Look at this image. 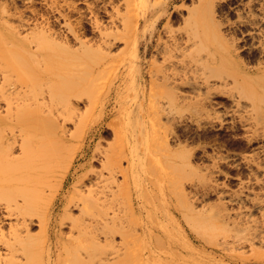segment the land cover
Wrapping results in <instances>:
<instances>
[{
  "label": "bare ground",
  "instance_id": "6f19581e",
  "mask_svg": "<svg viewBox=\"0 0 264 264\" xmlns=\"http://www.w3.org/2000/svg\"><path fill=\"white\" fill-rule=\"evenodd\" d=\"M136 1L123 0L125 11L122 13L119 3H116V7L113 4L115 8L109 15V22L105 25L98 23L96 9L93 10L91 13L94 14L95 44H88L89 41L83 40L79 34L71 30L74 42H78L80 46L79 50L73 49L68 40H65L63 44L57 42L46 30H36L37 27L33 29L30 27L32 30H22L24 32L15 30V26L11 24L12 20L9 21L10 19L6 18L8 16L6 10L0 6L2 9V12L0 11L2 13V17L0 16L2 18L0 21V79L8 81L6 85L0 83V102L5 112L4 115L0 114V209L5 212L0 217V245L4 249V253L0 252V264H46L47 252L50 250L48 239L51 236L48 227L51 210L54 208L57 196L55 193L52 198H48L47 192L53 187L56 192L59 191L70 176L73 178L76 170L74 169L73 173L71 171L75 157H77L74 151L82 138L81 133L87 118L96 107L97 95L100 94L104 84L107 81L114 83L119 76L133 80L137 75L142 55L138 46L139 19L135 8ZM222 1L224 6L219 8L215 0H194L187 5V13L183 20L185 25L183 33L186 34V38L183 41L180 40L181 42L172 36L170 26L171 10L180 8L175 4L176 7L173 6L170 10L168 3H172L173 0H166L162 3L160 8L161 15H166L163 28L167 32V38L157 36L155 47L150 52L151 60L148 71L150 86L146 100V108L152 115L149 117L155 123L154 130L151 128L152 133L154 132L151 140L155 141L152 142L151 152L156 154L158 163L169 165L167 170L164 168L160 175L156 172L160 179V202L162 203L163 199L168 207L175 206L172 213L177 211L182 221L195 230L197 237L200 235L198 232L201 233L202 239L199 238L206 243L207 239L203 237L204 234L207 238L211 237L208 238L210 242L213 237H218L223 241L228 240L226 237H229L230 230L227 228H230L228 224L231 223L229 219L232 216L223 212L218 214L217 212L221 211L220 208L216 212L218 215L212 208L210 213L216 216L209 213L207 214L209 216H206L203 211L196 210L195 212V209L190 208V203H187L190 200H187L184 181L187 180V165L190 163L187 162L189 158L187 155L189 154L186 144L181 145L182 139H178L177 133L174 135L176 124L183 120L179 113L184 110L183 107L191 105L193 115L201 118L209 116L211 113L209 109H216L215 106L220 104L221 101L219 102L214 97H226L230 105L229 110L225 112H230L232 120L234 116L242 118L245 135L249 137V139L247 137L248 143L252 139L260 141L256 144V148L245 154L244 160L248 163L250 174H258L264 178V0ZM182 5L183 3L180 6ZM231 14L237 16L236 21H230L227 18ZM221 16H224V19ZM13 17L20 21L19 17ZM116 18L120 19L119 24H116ZM23 26L24 24L21 27ZM2 27L6 28V32ZM118 43H122L123 47L118 48ZM243 51L246 52L247 59L241 56ZM125 63L127 67L124 71L110 72V67ZM99 80L104 82H99ZM130 85H128L129 90H131ZM121 88L122 86L119 85L118 89H111L106 94H118ZM72 89L79 91L75 90L71 93L73 94L71 99L75 98V94L78 96L79 92L81 94L76 97V100H81L82 95H86L87 106L84 114L76 113L77 101L74 104V99L71 101L70 96L72 95L69 94ZM222 114L225 113L222 112ZM123 115L117 116L118 121H115L113 126L109 125V128H112L113 137L122 142L127 133ZM212 115L215 116L214 119L223 122L222 116ZM61 117L63 121H60ZM252 118L254 123L251 121ZM66 121L75 123L71 132L65 126ZM145 137H147L146 131L144 139ZM126 138L125 145L131 143V136L128 135ZM172 138L178 141L177 145L173 144L175 142L171 140ZM115 139L113 140L115 143L107 142V144L113 143L115 147L111 144L101 149L95 148L97 151L92 153L88 161L90 167L87 172L77 181L70 182L71 185L68 184L71 187L64 199L65 202L63 201L60 228L56 232L57 241H64L65 246L62 248L65 251L64 254L68 256L66 262L62 261L63 264H79V259L85 264H91L90 258H96L97 254L91 257L90 254L93 251H90L98 246H103L102 250H105L107 244L110 246L111 243H115L114 232H117L116 236L123 234V239L130 234L134 235L135 228L132 233L128 234L127 228V232H120L125 228L117 225L124 223L127 213H130L133 220H136L139 215L138 209L135 208L134 194L139 184L138 164L142 163L145 153L140 152L135 144H130L129 148L124 144L121 146L122 143L118 140V146ZM82 145V143L79 144V146ZM97 154H101L100 159ZM84 155L85 151L81 156ZM96 158L99 159V163L96 162L100 164L99 170L92 169L91 161ZM122 158L127 160V167L121 165ZM188 166L191 168V165ZM117 173L122 177L121 180L117 178ZM259 181L263 182L264 179L263 181L259 179ZM51 193L50 191L49 194ZM163 196L166 198L164 199ZM250 204L252 208L261 209L262 204L255 205V201ZM73 209L78 210V215H73ZM205 211L207 210H204V213H207ZM247 217H250V214ZM261 218L257 219L260 221ZM232 221L235 223L234 220ZM5 223L8 226L6 231L4 230ZM34 226L38 227V231H34L33 234ZM231 226L235 225L232 223ZM257 226L255 225V228ZM66 227L68 231L64 230ZM119 227L122 229L120 230ZM237 227L233 228L234 231L242 234L238 235L233 231L235 239L248 240L253 247L254 243L264 246V227L262 231L260 228L253 234L250 232L249 237H241L243 232ZM247 227L249 228L250 225H246ZM112 233L114 235H111ZM134 236L137 239H133L138 241V233ZM163 236L167 235L158 234L157 239L162 242ZM231 236L234 237L232 233ZM122 238L119 236L121 239L117 242L119 245H123L128 239L122 242ZM210 242H208L209 246ZM240 243L243 244V242ZM224 247L227 248V246ZM259 248L263 249L260 246ZM254 249L258 251L256 246ZM99 252L105 253L104 251ZM259 253L264 254V252ZM106 256L99 257L98 260L101 259L99 260L101 262L97 264H107L109 255ZM85 258L88 259L86 262ZM113 262L117 264L120 260H113ZM140 264H142L141 261Z\"/></svg>",
  "mask_w": 264,
  "mask_h": 264
},
{
  "label": "rangeland",
  "instance_id": "374dc122",
  "mask_svg": "<svg viewBox=\"0 0 264 264\" xmlns=\"http://www.w3.org/2000/svg\"><path fill=\"white\" fill-rule=\"evenodd\" d=\"M165 1L166 0L136 1L135 8L139 19V23L137 26V29L139 31L138 46L142 55V58L139 61L140 63L138 64L137 75L133 80H130L128 77L119 76L116 79V81H114V83L107 81V83L104 84V86L100 90V94L97 95L98 97L96 98V102H95L96 107L93 108L91 114L87 118V121L85 123L86 127L85 126L83 127V131L81 133L82 138L79 142L80 145L81 143L83 145L79 146L78 144L76 150L74 151V154H76L77 157H75L73 169L71 171L73 173L74 169L76 170L74 171L73 178L70 176L68 181L64 184L63 188L60 189L59 191L56 192V190L53 187L48 191L49 193L51 191L52 192L51 194L47 192L48 198H52L55 193L57 196L55 197L56 203L54 205V208L51 210L52 212L50 216L51 220L48 227L49 230L51 231V236H49L48 239V242L50 243V250L47 252L46 264H63L62 261L66 262L68 258V256L65 255L66 253L64 254L65 251L62 248L63 246H65L64 241H57L56 238L57 237L56 232L60 228L59 222H60V217L62 215V207L64 206L63 201L68 195V191L71 187L70 186L71 183L77 181L79 177L80 178L83 177L84 174L87 172L88 168L90 167L88 161L92 153L97 151L95 150V148L97 149L98 147L101 149L103 147H106V145H111L115 143L113 141L115 138L113 137V134L111 132L112 128H109L110 127L109 125L111 124L113 126V124H115L118 121L117 116H119L120 114H124L123 115L125 118L124 123L126 124V128H127L126 137H128V135L131 136V141H130L131 143H127L125 145L127 139L126 137L123 140L124 142L118 139L119 143H122L121 146L124 144L126 147L129 148L131 147V145L135 144L136 148L140 152H143L145 154L142 163L138 164L139 184L137 185V188H135L136 193L134 194L135 202H136V205L135 204L134 205L136 210L138 209L139 215L136 218V220H133L131 218L130 213H127L126 220L125 218H123L125 221L122 219V221H124V223L122 222L123 225L121 224L117 226H122L123 229L125 228V230L122 231L121 230L122 227H119V229L121 228L120 232H127L128 230L129 232L128 234L132 233L136 229L137 231L135 230V232L138 233L139 237H138V241L134 240L137 239L134 238L135 237L134 235H137V233L133 232L134 234L133 236L130 234L128 237H126L128 239L124 238L127 241L123 243V245H119L117 243L118 241L121 240L119 239V236L120 238H122L123 234L122 236L120 234L119 236H116L117 232H114V230H112V232H114L115 235L114 233H112L111 235H114L113 240L116 242L111 243L110 246L109 244H107L106 249L104 248L105 250H102L103 246L102 247L94 246L95 249L90 251V252L93 251V253L90 254V256L91 257L94 255L96 256L97 254V257L90 258L91 259L90 261L92 262L91 264H94V262L96 264L100 263L101 261L99 260L101 259L98 260V258L99 257L102 258L104 256L107 257L106 256L107 254L109 255L108 256L109 258H107L108 261L107 264L110 263L116 264V262H113V260L114 261L120 260V262H117V264L122 262L123 264H128V261L130 262L129 264L131 263L140 264V261L142 262V264H264V257H263L264 254L261 255L259 253V252L261 253L264 252L263 250L264 246L254 243V245L258 249V251L256 252L255 251L256 249H254L255 246L253 247L250 241L248 240L238 241L239 238L235 239L236 236H234L235 235L234 232L236 233V230L234 231L233 229L234 227L236 229L238 225L243 226L245 229L243 227H239V226L237 227L241 229L240 231L243 232V235L240 236L249 237L250 232H251L250 234H253V232H257V230L260 228H261L260 231H262L263 229L262 227H264L262 226L264 225L263 224L264 223V215H263L264 214V181H263L264 178H262V176L258 174H250V170H249L250 168L247 165L248 163L246 162V160H244L245 154L250 152L251 149L256 148L255 147L257 146L256 144L257 143L259 144L260 141L259 139H252L248 143L249 137L245 135L246 133L243 128L242 118L240 119L239 117L234 116L233 120L235 122H232L233 120H232V115L229 114L230 112L228 113L225 112L229 110V105H230L226 97L224 96H220V97L216 96L217 98L214 97L215 99H218L219 102L221 101L220 104L215 106V108L217 107L216 109H209L211 111L209 116H202L201 118H198L197 115H193L194 112L191 109L192 108L191 105L189 106L186 105L185 107H183L184 110L179 112L181 113L183 120L181 123L176 124L174 128V135L177 133L176 136L178 137V139L180 140L182 139L180 141L181 143L179 142L181 145L186 144L185 146L187 148V153L189 154L187 155L189 157V158L187 157L188 158L187 162L188 163L190 162L188 165H191V168L187 165V180L184 181L185 182L184 185H185V191L187 192V200H190L192 204L190 201H187V203L188 202L190 203V204L188 203L190 205V208H192L193 210L195 209V212L203 211V214L206 216H209L207 215L208 213L211 215H215V214L218 215L221 214V212L227 213L228 216L230 217L232 216L231 218L230 217L229 218L234 220L235 223L229 219V223L230 221L231 223L228 225H230V228L232 229H230L229 227L227 228V230H230L228 234L229 237L228 236L226 237L228 238V240L226 239V241H223L218 237L217 238L213 237L210 242V239L208 238L211 237L207 238L205 234L204 235L202 234L203 237H205V240L207 239V243L203 242V240H201L202 237H200L201 236L200 232H198V234H200L199 237L201 239L197 237L198 236L196 235L197 233L191 226L189 227V224L187 225L185 222L182 221L181 217L179 216L176 210H175L176 213H172V210L175 209V206L170 205L168 207L163 199H162L163 202L162 203L160 202L161 201L159 195L160 179L157 173L159 172L160 175V173H162L164 168L167 170L169 165L165 163L163 165L162 163L161 164L158 163L156 154H153L151 152L153 143L155 142L151 140V136L154 133V132L152 133V131L155 128L154 125L155 123L153 120H151L152 118L149 117L152 115L149 114V109L146 108V100L149 94V86H150L149 76H148L150 60H151L150 52L155 47L154 45L157 36L158 37L161 36V38L163 39L167 38V32H165L163 28L166 15H161V8H160L162 3ZM192 1L194 0H181V2L180 0H173L172 3H168L170 6V10L173 6L174 8L176 7L175 4L178 5L180 8L179 10H174V9L171 10V14H170V26H171L172 36L179 42L183 41L186 38V34L183 33L184 31L183 28L185 26L183 20L187 13V5H190ZM117 2L119 3V8L122 13L123 11H125L124 10L125 7L123 6V0H114L110 2L109 0H0V6L2 9L6 10L8 14L6 18L10 19L9 21L11 20L13 21V22L11 21V24L12 26H15V30L24 32L22 30H26V29L32 30L33 28L37 27L36 30L39 29L46 30L47 33L51 34V37H53L57 42L63 44L65 40H68L69 45L73 49L79 50L80 46L78 42L77 43L74 42L71 30L72 32L79 34V36H81L83 40L89 41L88 44H95L96 31L94 27L95 25L94 14H92L91 12L93 10L95 11L96 9V16L98 23L105 25L106 23L109 22V17H110L109 15L112 13L113 8L116 7ZM182 3L183 5L180 6ZM215 3L218 5L217 6L218 8L220 6H224V2L222 0H215ZM113 4L115 5V7ZM120 4H122L123 7L120 6ZM1 8L0 11L2 12ZM1 12H0V16L2 14ZM13 16L19 17L20 21H17L18 18L16 19ZM1 17H0V21L2 20ZM221 18L224 19V16H221ZM227 18H229L230 21L237 20V16L234 14L228 15ZM21 20L22 23L24 24L23 27H21L23 25L21 23ZM116 20H117L116 24H119L120 19L116 18ZM30 27H32V29ZM2 29L6 32L5 27H2ZM117 45L118 48L123 47L122 43H118ZM241 56L245 59L248 58L245 51L241 52ZM123 65L110 67V72L124 71L125 68L127 67V63ZM128 80L132 83V85H130L131 83ZM99 82H104V81L99 80ZM0 83L1 85H6L8 81L4 79L3 80L0 79ZM118 84L122 86L121 91H118V94H111V93L110 95L106 94L111 89L112 90L118 89L119 86ZM128 85L131 86V90H129L130 87ZM75 90L78 89H72L71 91H69V94L74 93ZM81 90L83 89L81 88ZM79 94L81 93L79 92L78 96ZM71 95L72 96H70V99L71 97H73V94ZM78 96L75 94L74 95L75 98H72L71 101H73L74 99L73 101L74 104H76L75 101H77L76 113L84 114V110H86L85 107L87 106L86 104L87 100L85 99L86 95L83 94L81 100L79 99L76 100V97ZM222 99H224L225 101ZM0 105H1L0 114L4 115L5 112L3 111L4 110L3 104L1 102ZM221 111L225 114H222ZM212 114L222 116L223 122L221 123L217 119H214L215 116L213 117ZM60 121H63L62 117ZM251 121L254 123L253 118L251 119ZM74 124L72 121L65 122V126H67L70 130L69 132H71L72 128L74 129L73 127ZM151 128H153V130H151ZM145 131L147 136L145 137L146 139H144ZM118 140L115 139L116 143H118L117 142ZM171 140L175 142L173 144H176V142L178 144V141L176 139L172 138ZM111 141H113V143L107 144V142H111ZM78 147L81 148L78 149ZM81 150L85 151V155L83 157L81 156V154L83 153V151ZM97 155H99L98 158L99 157L101 158L100 156L101 154H97ZM99 159L96 158L94 159V161L93 160L91 161L92 163L91 165L93 166L92 169L94 170L100 169L99 166L100 164L98 165ZM122 159H121V165L123 167H127L128 166L127 160H125L124 158ZM246 168H248V170ZM103 173L105 174L106 172L103 170ZM117 178L119 180L122 179L119 173H117ZM259 179L263 182H260ZM69 183L70 185H68ZM53 184H54V180H53ZM165 184L166 182L164 181V186ZM259 186L261 187V189ZM12 192H14V190ZM235 197H238L236 198L237 200L235 199ZM163 198L165 199L166 197L163 196ZM232 199L235 201L232 202L231 201ZM252 201H255V205H258L259 203L258 206L262 204L260 206L261 209L252 208L250 204L252 203ZM223 207H225L226 209ZM212 208L216 210L215 214L210 213V210ZM218 208H220L221 211H218L220 210ZM222 208L225 210V212ZM249 209H251L250 210L251 212L249 211ZM204 210H207L205 211L207 213H204ZM236 211L239 212L241 211L240 213L241 214L243 213L244 216L243 214L241 215L239 212ZM247 211L249 212L247 213ZM4 214L5 212H3L2 209H0V217H2ZM249 214L250 217H247ZM73 215H78L77 209H73ZM251 215H254L255 217ZM259 217L260 218L262 217L260 221L259 219H257ZM250 218L255 224L252 221L250 222ZM253 218L256 219L258 224L255 221V219L253 220ZM176 219H178L179 222ZM261 220H263V222H261ZM244 221L246 222L247 226L250 225L249 228L247 227L248 229L246 228ZM232 223L233 225H235L234 227L231 226ZM250 223H252L254 226ZM6 225L7 224L5 223L4 224L5 231L8 228V226ZM255 225L256 226L258 225L257 226L258 228L256 227L257 229L255 228ZM190 228L192 231L194 230L193 232L195 233H193L190 230ZM119 229L117 231H119ZM239 229H237V231H239ZM64 230L68 231V228L66 227L64 228ZM244 230L246 232H244ZM34 231L37 232L38 227L34 226L32 229L33 234ZM157 233L160 235L164 234L167 236L166 237L163 236L164 240L160 242L157 239L158 236ZM231 233L234 237L231 236ZM239 234L242 233L239 232ZM153 235L156 236L154 237L156 238L157 241L155 240ZM178 235L180 238L178 237ZM124 239L122 242H124ZM213 239L215 241H213ZM135 241H137L136 245H135ZM218 241L221 242L218 243ZM208 242H210V246ZM240 242H243V244L241 245ZM61 243L63 244L61 245ZM114 245L115 247L117 245V247L115 248ZM223 245L227 246V248L224 247ZM249 246L250 248L252 247L253 250L250 249ZM259 246L263 249H260ZM107 250L108 252L106 253ZM3 251L4 249L3 247H1L0 252ZM99 251L102 252L104 251L105 253H100ZM254 251L256 252V254ZM98 252L101 256H99ZM259 254L261 255L260 258L258 257ZM86 260L88 259L85 258V262ZM90 261L88 262L90 263ZM133 261L135 262L133 263ZM79 262H80L79 264H85L83 261H80V259Z\"/></svg>",
  "mask_w": 264,
  "mask_h": 264
}]
</instances>
